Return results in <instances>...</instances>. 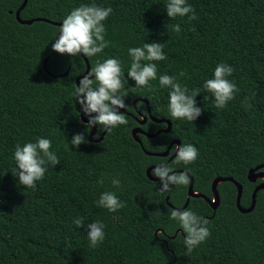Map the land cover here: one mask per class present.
<instances>
[{
  "label": "trees",
  "instance_id": "16d2710c",
  "mask_svg": "<svg viewBox=\"0 0 264 264\" xmlns=\"http://www.w3.org/2000/svg\"><path fill=\"white\" fill-rule=\"evenodd\" d=\"M22 1L0 0V264H264V190L256 193L248 213L236 208V187L230 181L217 185L215 210L202 198L190 197L182 210L207 219L211 236L186 255L187 234L170 218L168 203L183 206L188 184L161 191L159 179L150 180L146 168L166 158L145 153L164 151L173 139L192 144L199 152L194 163H175V156L167 164L189 172L193 190L209 198L214 178L230 176L243 186L241 206L250 204L260 179L249 182L247 172L264 163V0H186L195 9L194 20L168 17V0H27L21 19L63 23L84 4L113 9L103 21L108 46L86 57L89 73L98 61H120L124 109L131 114L123 113L127 125L106 131L99 142L88 140L91 126L80 120L82 106L74 97V79L85 70L83 58L52 50L60 26L17 22L14 13ZM176 24L179 33L173 30ZM146 42L164 44L167 59L154 61L158 77L176 76L189 94L200 90L196 101L202 113L194 122L171 118L170 89L161 88L158 77L150 82L152 91L136 87L128 77V49ZM220 63L234 68L228 79L239 88L224 109L215 107L203 87ZM181 71L184 77H179ZM140 98L147 100L150 116L171 124L168 132L151 138L138 134L141 144L131 135L134 127L151 134L166 124L149 116L139 124L138 112L147 115L145 102L133 105ZM96 126L98 137L103 130ZM78 133L89 142L77 148L70 141ZM41 137L52 141L60 163L48 164L33 190L19 185L11 170L16 168L15 146ZM113 178L120 179L119 188ZM105 191L126 206L116 212L98 207ZM76 218L85 227H77ZM96 221L104 224L105 239L92 248L86 225Z\"/></svg>",
  "mask_w": 264,
  "mask_h": 264
},
{
  "label": "clouds",
  "instance_id": "9594fccd",
  "mask_svg": "<svg viewBox=\"0 0 264 264\" xmlns=\"http://www.w3.org/2000/svg\"><path fill=\"white\" fill-rule=\"evenodd\" d=\"M168 17L188 16L189 20L197 19L195 9L187 4L186 0H168L166 4ZM113 12L111 7L104 8L96 5H81L74 8L64 18L60 28V34L51 45L52 50L59 54L69 56L86 55L88 58L101 53L109 44L105 40V21ZM191 13V15H189ZM176 33L181 31L179 24L173 26ZM164 44L159 42L144 43L142 47H131L128 55L131 57V66L127 72L128 77L135 81V86L148 88L152 91L151 81L158 77L157 64L154 61L166 60L167 56L163 51ZM234 68L231 65L220 63L215 67L214 77L204 82V89L214 97L215 107L224 109L228 103L235 99L239 92L237 85L228 79L232 76ZM94 75V80L91 78ZM179 77H184L185 72L181 71ZM161 88L170 89L169 92V113L171 118L183 119L194 122L202 113V108L197 106L196 97L200 94L195 89L189 94L186 85H182L176 76L168 74L159 75ZM128 80V79H127ZM94 84L96 86H94ZM125 87L121 63L118 59L108 58L103 62H97L91 72L83 76L75 89L74 97L82 106V111L89 117L87 127L99 125L101 130L110 132L120 125H127L128 120L120 109L126 108L124 94L121 89ZM256 95L255 92L252 93ZM208 97L205 96V100ZM251 108V103L245 104ZM96 113V115H93ZM77 148L82 143H88L83 133L76 134L70 141ZM52 141L47 138H38L36 142H27L23 145L17 144L14 151L16 168L12 174L18 178V184L37 189V182L44 179L47 172V165L53 167L60 163V159L51 150ZM175 163L189 165L194 163L199 156L198 149L192 144H182L175 148ZM171 173V175H170ZM155 177L159 178L161 191H169L172 185H187L189 176L187 172H175L167 163L160 162L153 169ZM103 184L101 178L98 181ZM112 184L119 188L121 181L113 178ZM98 207L106 208L110 212L124 208L126 205L114 192L105 191L101 193L96 202ZM170 218L179 223L183 232L187 235L184 238L186 255L194 248L211 236L208 220L202 218L191 210L172 209ZM73 223L81 228L85 222L76 218ZM104 224L96 221L86 225L87 236L92 248L97 247L105 239Z\"/></svg>",
  "mask_w": 264,
  "mask_h": 264
},
{
  "label": "water",
  "instance_id": "95a60500",
  "mask_svg": "<svg viewBox=\"0 0 264 264\" xmlns=\"http://www.w3.org/2000/svg\"><path fill=\"white\" fill-rule=\"evenodd\" d=\"M26 2H27V0H23L22 3L20 4V6L15 10L14 16H15V19L17 20V22H19L20 24H31L34 21H45V22L54 24L56 26H60V27L62 26V22L50 21L49 19L41 18V17H37V18H33V19H21L20 18V11L24 8V6L26 5ZM59 34H60V31L56 34L53 43L58 38ZM81 57L83 58V60L85 62V70H84L83 73H81L80 75L75 77L74 81H75L76 86L79 85V82L82 79V77L88 75L89 71H90V65H89V62H88V59H87L86 55L82 54ZM45 63H46V60L43 61V68L44 69H45ZM45 71H46V73L49 74V72L46 69H45ZM67 73H68V69L65 72L61 73L60 76H65ZM93 77H94V75L91 78H93ZM137 100L145 102L146 106H147V115L141 114L139 119L136 118V120H137V122L139 124H143L146 121L147 116H149L151 118V120H153L154 122H157V123L164 122L166 124V127L163 128V129H159L155 133H151V134L144 132L143 130L140 129V127H134L131 130V135H132V137L134 138V140L136 142L141 144V140L139 139L138 134H144L146 137L151 138V137L156 136L161 131L162 132H168L170 130L171 124H170L169 120H167V119H156V118H153L152 116H150V110H149V107H148L147 100L145 98H140V99L134 100L133 101V105H135ZM120 111L123 112V113H126V114H130L124 108L120 109ZM93 115H96V113H93ZM80 120L82 122H84V123H88L89 117L84 112H82L80 114ZM95 131H96V125H94L91 128V130H90V132L88 134V140L89 141L99 142L100 140H102V138H103V136H104V134L106 133L107 130H103L98 138H93V135L95 134ZM172 145H175V148H176L178 145H180V141L178 139L171 140V142L169 143V145L167 146V148L164 151L157 152V153H151V152L145 151V153L148 154V155H155V156H159V157H165V156L168 155L169 150H170ZM175 156H176V152H175V149H174V152L170 156L169 159H171L172 157H175ZM155 167H156V165H151V166L146 168V176L150 180H158L159 179L158 177H153L151 175V170H153ZM262 168H264V163L256 165L255 167L249 169L248 172H247V180L249 182H256L258 179H260V182L258 184H256V186L254 187V189L252 191L251 201H250V204L247 207H242L241 204H240V198H241L243 186H242L241 183L237 182L232 177L226 176V177H216V178H214V180L211 183L212 196H211V198H209L206 195L198 193V192H195L193 190L194 179H193L192 175L189 172L184 171V170H174V171L175 172H187V174L189 176V183H188V187H187L186 200H185L183 206L178 207V208L173 206V205H171L170 203H168V205L172 209L182 210L183 208H185L187 206L190 197H200L203 200H205L212 207L213 210H215L216 207L219 204V201H220L219 195H218V191L216 189L217 185L220 182H223V181H230L236 187V198H235L236 208L241 213L251 212L253 210L254 206H255L256 193L259 190H264V170H262ZM167 200H168V197H166V201Z\"/></svg>",
  "mask_w": 264,
  "mask_h": 264
},
{
  "label": "flooded vegetation",
  "instance_id": "af4514ba",
  "mask_svg": "<svg viewBox=\"0 0 264 264\" xmlns=\"http://www.w3.org/2000/svg\"><path fill=\"white\" fill-rule=\"evenodd\" d=\"M140 115L141 114H143V113H141V112H138ZM131 114V113H130ZM134 116V115H133ZM135 118H136V116H134ZM157 123V122H156ZM102 132H100V134H101ZM96 134H97V126H96V131H95V134L93 135V138H98L99 136H100V134H99V136L98 137H96ZM169 145V144H168ZM174 149H175V145H172L171 146V148H170V150H169V153H168V155L167 156H165L164 158H166V161H164L165 163H167V162H169L171 159H169L170 158V156L173 154V152H174ZM153 177H155V176H153Z\"/></svg>",
  "mask_w": 264,
  "mask_h": 264
}]
</instances>
